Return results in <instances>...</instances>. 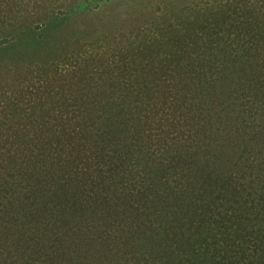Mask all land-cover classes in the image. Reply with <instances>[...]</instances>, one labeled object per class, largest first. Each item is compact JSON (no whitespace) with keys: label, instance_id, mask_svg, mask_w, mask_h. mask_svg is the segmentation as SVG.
I'll return each instance as SVG.
<instances>
[{"label":"trees","instance_id":"16d2710c","mask_svg":"<svg viewBox=\"0 0 264 264\" xmlns=\"http://www.w3.org/2000/svg\"><path fill=\"white\" fill-rule=\"evenodd\" d=\"M126 18L0 71V264H264V0Z\"/></svg>","mask_w":264,"mask_h":264},{"label":"rangeland","instance_id":"374dc122","mask_svg":"<svg viewBox=\"0 0 264 264\" xmlns=\"http://www.w3.org/2000/svg\"><path fill=\"white\" fill-rule=\"evenodd\" d=\"M138 3H153V0H54L51 3H44V7L52 5V11L56 12L54 15L60 14L62 9L65 12L68 11V14L46 20L47 14L44 12L41 16L40 10V15L34 14L27 17V25L31 23L36 28L43 21L47 24L40 30L27 29L22 33L17 29H25L26 26H23L25 24L12 27L14 25L11 24L12 17L2 10L0 43L5 41L6 43L1 44L2 46H14L7 50L6 48L0 50V71L58 62L68 53L67 50L76 48L74 45L76 41L80 43L102 41L104 36L116 33L113 30L125 24L123 19L128 21L127 10H133ZM25 4L27 6L24 9L28 13H33L42 3ZM86 5H89L91 10L84 12L81 8ZM18 10L21 9L18 8ZM13 32H18L15 37L13 36L16 40L7 45Z\"/></svg>","mask_w":264,"mask_h":264}]
</instances>
